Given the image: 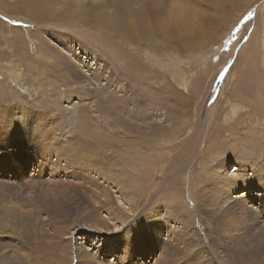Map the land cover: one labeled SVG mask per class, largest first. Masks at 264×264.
<instances>
[{
	"label": "rangeland",
	"instance_id": "obj_1",
	"mask_svg": "<svg viewBox=\"0 0 264 264\" xmlns=\"http://www.w3.org/2000/svg\"><path fill=\"white\" fill-rule=\"evenodd\" d=\"M263 168L264 0H0V264H264Z\"/></svg>",
	"mask_w": 264,
	"mask_h": 264
},
{
	"label": "bare ground",
	"instance_id": "obj_2",
	"mask_svg": "<svg viewBox=\"0 0 264 264\" xmlns=\"http://www.w3.org/2000/svg\"><path fill=\"white\" fill-rule=\"evenodd\" d=\"M142 1V0H141ZM155 11H152V12H150V15H153V13H154ZM77 60V59H76ZM75 61V60H74ZM130 63V62H129ZM132 65V64H131ZM85 73V72H84ZM87 79V78H86ZM84 81V80H83ZM88 81V80H87ZM86 81V82H87ZM91 83V82H90ZM38 84V83H37ZM92 84V83H91ZM137 84V83H136ZM40 85V84H39ZM47 88V87H46ZM74 88V87H73ZM105 90H106V88H105ZM96 92H98V91H96ZM99 93H100V91H99ZM25 94V93H24ZM99 95V94H98ZM86 96V95H85ZM96 96H97V94H96ZM100 96V95H99ZM103 98V97H102ZM84 99V98H83ZM104 100H105V98H103ZM132 99V98H131ZM107 101V100H106ZM105 101V102H106ZM101 103V102H100ZM108 103V102H107ZM130 103V102H129ZM98 105V104H97ZM104 106H102V109H103V107H105V108H108V105H105V104H103ZM72 107V106H71ZM75 107V106H74ZM90 107V106H89ZM98 107H99V105H98ZM86 108V107H85ZM84 108V109H85ZM100 108V107H99ZM115 108H117L116 106H115ZM155 109V108H154ZM88 111H91V107L89 108V109H87ZM75 111V110H74ZM108 111V110H107ZM135 111V110H134ZM135 115V114H134ZM76 117V116H75ZM88 117V116H87ZM135 117V116H134ZM89 118H92V117H89ZM77 119V118H76ZM87 118H85V114L84 113H82V114H80L79 115V117H78V120L80 121H83V120H86ZM101 119V118H100ZM147 121V120H146ZM91 123H92V121H91ZM99 125V124H98ZM97 125V126H98ZM63 129V128H62ZM77 130V129H76ZM72 131V130H71ZM82 133V132H81ZM83 133L84 134H88V131L86 132V131H83ZM73 134L74 133H72V136H73ZM76 134V133H75ZM74 134V135H75ZM55 135V134H54ZM71 135V134H70ZM70 135H68L69 137H70ZM57 141H56V143L54 142L53 144H55V147L58 149V150H60V149H63V150H65L66 151V143H67V140L65 139L64 141H60V138L57 136ZM71 139V138H70ZM52 142V141H51ZM69 142V141H68ZM83 145V144H82ZM83 149V148H82ZM82 149L80 148V152H76V154H74L75 155V157H74V159H75V163L79 166V165H81V162H80V160H81V151H82ZM84 149H85V147H84ZM67 153V152H66ZM73 155V154H72ZM71 155V156H72ZM94 158V157H93ZM64 160V159H63ZM92 160H94V159H92V156H90V157H88V159H87V162H88V167H86L87 169H89L90 167H91V163H92ZM96 160V159H95ZM105 161V160H104ZM94 162V161H93ZM64 163V162H63ZM85 163V162H84ZM95 164V163H94ZM98 164V163H97ZM100 164V163H99ZM101 165V164H100ZM101 167V166H100ZM243 167V166H242ZM95 168V167H94ZM97 168V167H96ZM98 168H99V166H98ZM264 169V168H263ZM94 170V169H93ZM234 170H239V168L238 167H236V168H234V169H230L229 168V172L230 173H227L228 175H231V172L233 171L234 172ZM238 174L235 176V178L234 179H231V178H229V177H226V181H228V180H230V185L232 186V185H234V187L236 188L237 186H239L238 185V181H246L247 180V182H249V177H247V178H245L246 176H243V175H245V174H243L244 172H243V169H240V171H238L237 172ZM226 174V173H225ZM251 174V173H250ZM261 175V174H260ZM247 176H248V174H247ZM258 176V175H257ZM233 177V176H232ZM259 177V176H258ZM261 177H262V175H261ZM261 177H259V178H261ZM251 178V177H250ZM232 180H234V183H232ZM238 180V181H237ZM251 182V181H250ZM261 182V181H260ZM245 184V183H244ZM227 188V187H226ZM245 190H243V191H241L240 193H239V195H236V196H234V197H239V198H242V197H244V196H248V194L250 193L249 192V188H244Z\"/></svg>",
	"mask_w": 264,
	"mask_h": 264
}]
</instances>
